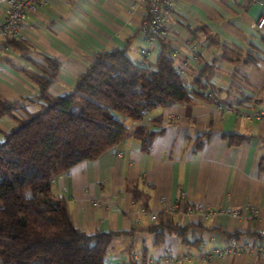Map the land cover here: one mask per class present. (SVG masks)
I'll return each mask as SVG.
<instances>
[{"label": "crops", "instance_id": "crops-1", "mask_svg": "<svg viewBox=\"0 0 264 264\" xmlns=\"http://www.w3.org/2000/svg\"><path fill=\"white\" fill-rule=\"evenodd\" d=\"M4 16L5 6L0 5V19ZM144 16L145 8L133 7L132 0H44L30 20L28 41L35 60L45 63L46 55L60 62L48 92L69 93L99 54L117 49L135 63L148 50V63L155 69L160 44L146 43ZM262 17L264 2L257 0H178L166 37L175 66L192 91L206 69L212 101L193 98L157 108L143 122L160 132L148 149L129 137L54 180L52 191L66 202L79 231L114 233L108 263L264 264V237L258 235L264 226V172L259 166L264 119L257 116L264 104L256 102L264 101V29L255 27ZM193 46L199 50L196 56ZM225 47L258 61L223 59ZM33 71L40 72L0 40V99L37 111L39 87L30 76ZM15 125L10 116L0 118V141ZM126 125L132 130L138 122L128 125L127 120ZM231 134L244 141L231 144ZM135 190L147 196V208L133 199ZM196 204L210 210L191 211ZM159 224L191 228L186 241L165 232L157 244L153 228ZM232 241L236 248L225 258L205 260Z\"/></svg>", "mask_w": 264, "mask_h": 264}, {"label": "trees", "instance_id": "trees-1", "mask_svg": "<svg viewBox=\"0 0 264 264\" xmlns=\"http://www.w3.org/2000/svg\"><path fill=\"white\" fill-rule=\"evenodd\" d=\"M158 42L155 69L133 62L124 49L101 53L78 77L73 90L53 96L48 89L58 76L60 62L46 55H42L45 63L35 60L28 41H5L40 72L30 75L39 87L37 111L0 99V118L10 116L16 123L0 141V264H111L106 257L114 233L79 231L52 185L72 167L98 158L129 137L140 139L148 149L160 132L143 122L157 108L189 103L193 98L212 101V86L204 79L206 69L195 79L192 91L175 66L170 41L160 37ZM223 59L258 61L250 53L243 57L242 51L229 48ZM256 102L264 104L261 99ZM127 120L138 125L131 130ZM228 137L231 144L244 141L241 135ZM259 166L264 172V157ZM133 199L147 208L148 198L141 191H133ZM189 228L190 224H159L153 230L158 244L165 232H175L186 241Z\"/></svg>", "mask_w": 264, "mask_h": 264}, {"label": "built area", "instance_id": "built-area-1", "mask_svg": "<svg viewBox=\"0 0 264 264\" xmlns=\"http://www.w3.org/2000/svg\"><path fill=\"white\" fill-rule=\"evenodd\" d=\"M44 0H0V5L5 6V16L0 19V40L8 41H28V29L30 20L37 14ZM264 2V0H257ZM178 0H132L133 7H144L145 16L141 26L142 34L145 36L146 43L151 44L158 41L160 37H167L169 29L167 23L173 13ZM256 29H264V17L260 18L255 25ZM29 42V41H28ZM191 53L196 56L199 50L196 46L190 48ZM175 55V54H174ZM140 65L151 70L153 68L148 63V50H143ZM181 72V71H180ZM210 97H214V90L209 93ZM261 119H264V111L257 113ZM191 211L208 212L203 204H196ZM140 212V211H138ZM258 235L264 237V226L259 229ZM236 242L232 241L228 249H217L205 256L206 261H212L216 258H225L232 250L236 248ZM260 254L264 257V250ZM149 264H161V261H150Z\"/></svg>", "mask_w": 264, "mask_h": 264}, {"label": "rangeland", "instance_id": "rangeland-1", "mask_svg": "<svg viewBox=\"0 0 264 264\" xmlns=\"http://www.w3.org/2000/svg\"><path fill=\"white\" fill-rule=\"evenodd\" d=\"M130 123H132V121L131 120H128V125H130Z\"/></svg>", "mask_w": 264, "mask_h": 264}]
</instances>
